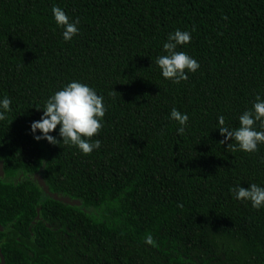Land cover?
Returning a JSON list of instances; mask_svg holds the SVG:
<instances>
[{
	"label": "trees",
	"instance_id": "1",
	"mask_svg": "<svg viewBox=\"0 0 264 264\" xmlns=\"http://www.w3.org/2000/svg\"><path fill=\"white\" fill-rule=\"evenodd\" d=\"M77 19L64 40L52 6ZM199 67L179 82L155 63L168 33ZM78 79L103 96L98 148L35 140L46 98ZM264 99V0H0V260L4 264H264V143L226 147L224 126ZM188 114L184 131L169 119ZM254 126L259 127L260 121ZM39 131V130H37ZM58 136L54 129L51 133ZM41 174L52 194L34 180ZM152 236L146 243L145 237Z\"/></svg>",
	"mask_w": 264,
	"mask_h": 264
},
{
	"label": "clouds",
	"instance_id": "2",
	"mask_svg": "<svg viewBox=\"0 0 264 264\" xmlns=\"http://www.w3.org/2000/svg\"><path fill=\"white\" fill-rule=\"evenodd\" d=\"M52 13L56 25L62 27V38L70 40L79 31L78 20L70 19L64 9L58 5L52 6ZM190 39L191 32L187 29L176 28L168 33L167 39L162 44L165 52L155 59L162 77L179 82L187 78L185 69L193 72L199 67L195 57L186 51L176 50L177 45L186 44ZM103 100V96L97 94L89 84L72 79L46 98L39 119L30 122L29 130L35 140L45 139L52 144L63 142L75 145L83 153H89L101 143L99 139L89 138L102 127V117L105 112ZM10 103L7 95H0V120H4L8 115ZM169 119L178 123L179 127L176 131L182 133L188 114L172 107ZM238 121V127L229 128L224 126V116H217V122L221 125L218 129L224 134L220 142L223 143L231 138L236 143H228L226 147L233 150L239 148L245 152L256 151L258 144L264 143V99L260 98L259 94L253 101L251 109H245L239 114ZM255 121H260L259 127L254 126ZM54 129L61 139L51 134ZM233 194L236 199L250 201L254 208L264 205V185L257 183H250L246 187L236 185ZM145 241L151 243L152 236L147 235Z\"/></svg>",
	"mask_w": 264,
	"mask_h": 264
},
{
	"label": "flooded vegetation",
	"instance_id": "3",
	"mask_svg": "<svg viewBox=\"0 0 264 264\" xmlns=\"http://www.w3.org/2000/svg\"><path fill=\"white\" fill-rule=\"evenodd\" d=\"M37 174L41 175L40 172L39 173L36 172V173H34L33 178H34V180L37 181V183H39L37 180ZM0 179H2L3 182H11V183L17 182V184L20 185L22 180L28 179V176L26 174H24L22 171H18L16 173V175H14V176L7 174L6 170L4 168V165H3L2 161L0 160ZM1 262H2V257L0 260V264H1Z\"/></svg>",
	"mask_w": 264,
	"mask_h": 264
},
{
	"label": "water",
	"instance_id": "4",
	"mask_svg": "<svg viewBox=\"0 0 264 264\" xmlns=\"http://www.w3.org/2000/svg\"><path fill=\"white\" fill-rule=\"evenodd\" d=\"M37 180H38L39 184L42 186L44 192H45L47 195H49V196H53L55 199H59V200H61V201H63V202L71 203L72 205H78V206H81V205H80V202H78V201H71V200H69L68 198L59 197L58 194H52V193L50 192V190H49L48 185L46 184V182L44 181V179L42 178L41 175H38V174H37ZM4 262H5V260L2 259L1 264H4Z\"/></svg>",
	"mask_w": 264,
	"mask_h": 264
}]
</instances>
